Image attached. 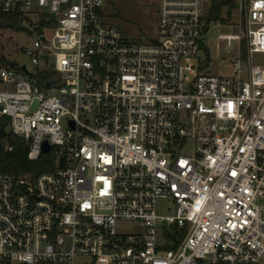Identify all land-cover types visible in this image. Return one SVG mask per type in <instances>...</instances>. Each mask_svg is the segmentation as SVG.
I'll return each instance as SVG.
<instances>
[{
  "label": "built area",
  "instance_id": "2783aa9c",
  "mask_svg": "<svg viewBox=\"0 0 264 264\" xmlns=\"http://www.w3.org/2000/svg\"><path fill=\"white\" fill-rule=\"evenodd\" d=\"M107 1L0 0L39 31L30 71L0 25V117L30 161L54 156L0 171V264H264V0H225L226 75L210 73L214 0H160L144 42L105 21Z\"/></svg>",
  "mask_w": 264,
  "mask_h": 264
},
{
  "label": "rangeland",
  "instance_id": "374dc122",
  "mask_svg": "<svg viewBox=\"0 0 264 264\" xmlns=\"http://www.w3.org/2000/svg\"><path fill=\"white\" fill-rule=\"evenodd\" d=\"M160 0H108L106 9L107 23L119 26L126 38L132 42H144L152 37L157 36L158 11ZM228 10H223V14L227 16ZM238 13L231 10L230 21L217 22L210 26L207 33V41L211 45L212 60L210 65V73L215 75H226L233 67V61L237 57V49L230 51L225 50L223 45L217 48L216 41L218 35L235 33L238 31ZM29 31L21 29L19 31H8L5 34L6 51L10 53L12 60L20 65L26 64L28 70L32 71L33 66L29 57L22 51L23 48H30L34 40L37 38L39 31ZM235 43V42H234ZM255 61L261 63L264 56L255 54ZM59 77L58 74H55ZM191 144H193L191 142ZM157 211L160 215H172L175 213V205L171 198H161L158 201ZM201 264H207L202 261Z\"/></svg>",
  "mask_w": 264,
  "mask_h": 264
},
{
  "label": "trees",
  "instance_id": "16d2710c",
  "mask_svg": "<svg viewBox=\"0 0 264 264\" xmlns=\"http://www.w3.org/2000/svg\"><path fill=\"white\" fill-rule=\"evenodd\" d=\"M227 4L225 0H214L212 10L209 13L208 21L220 20L225 22L231 18V10L228 11L227 18H223V5ZM232 5V4H231ZM1 27H11L15 31L22 29V18L18 13L0 12ZM207 55L209 50L206 49ZM49 73H47L48 75ZM46 75V74H45ZM44 82H40V87L44 86ZM29 143L17 136L10 129V118L6 116L0 117V171L11 173L24 172H40L51 169L53 167V153L41 155L36 161L28 159Z\"/></svg>",
  "mask_w": 264,
  "mask_h": 264
},
{
  "label": "water",
  "instance_id": "95a60500",
  "mask_svg": "<svg viewBox=\"0 0 264 264\" xmlns=\"http://www.w3.org/2000/svg\"><path fill=\"white\" fill-rule=\"evenodd\" d=\"M12 65H14V64H12ZM53 85H54V82H53V81H49V82L47 83L46 87H51V86H53ZM49 149H50V146H49L48 142L45 141V142L43 143V152L46 153V152L49 151Z\"/></svg>",
  "mask_w": 264,
  "mask_h": 264
}]
</instances>
